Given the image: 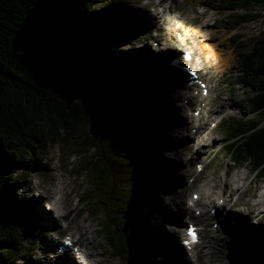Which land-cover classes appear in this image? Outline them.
Returning a JSON list of instances; mask_svg holds the SVG:
<instances>
[{
  "label": "trees",
  "instance_id": "trees-1",
  "mask_svg": "<svg viewBox=\"0 0 264 264\" xmlns=\"http://www.w3.org/2000/svg\"><path fill=\"white\" fill-rule=\"evenodd\" d=\"M210 1L239 22L260 18L253 8H264V0ZM96 3L107 0H0V264H15L41 231L21 217L26 202L15 188L19 182L32 188L30 174L54 146L63 158L79 157L76 171L89 179L79 199L94 213L105 210L101 227L111 252L126 261L154 256L149 247L129 248L128 238L138 231L130 226L137 221L120 217L143 202L135 190L152 180L137 167L157 131L150 134L142 125L147 111L134 98L151 83L136 78L141 72L126 56L109 68L106 47L98 52V43L115 45L119 36L116 25L94 12ZM238 9L248 11L235 15ZM95 21L100 25L93 27ZM237 62L233 84L250 89V109L261 118H231L224 148L235 167L249 164L264 180V32L252 50L237 53Z\"/></svg>",
  "mask_w": 264,
  "mask_h": 264
},
{
  "label": "rangeland",
  "instance_id": "rangeland-1",
  "mask_svg": "<svg viewBox=\"0 0 264 264\" xmlns=\"http://www.w3.org/2000/svg\"><path fill=\"white\" fill-rule=\"evenodd\" d=\"M147 1H149V4L145 5ZM130 5H132L133 9L135 10H145L150 12L154 10V13H157L158 23H161L162 25L161 33L167 31L166 29L168 28V24L170 26H173L175 24L178 27L177 30L180 31L182 35H184L185 32L190 33V35L186 36V40L184 42H178L174 46H172L174 47L173 51L177 52L176 54L183 62L182 51L186 48L190 49L194 57V66L199 69L204 79L209 84V98L210 100H214V103L212 102L213 108L221 105V98L224 102L223 113L218 117H215L216 119L214 118V121L211 119L207 120V129H210L213 134L209 137L208 143L210 146L205 145V151L201 149L202 152L200 150L198 152L199 157L197 158V161H202V158L204 157V162L202 163L203 170L200 173L195 172L196 175L193 173L194 175L181 177V175L177 174V171L184 170L185 168H188L192 165L194 167V165L196 164L195 160L191 161L193 163L187 161V157L192 156V154H187L189 152V149L192 150L191 144L193 142H196L194 141V138L190 139V144L187 148V146L184 145L185 143L181 140L182 137H184L183 133L172 130L169 124H167V120L163 116L162 111L156 110V108H158L157 106L160 103L168 104L171 102V91H166L163 85V82H166V77L164 76V78L162 79V89H159L158 83L154 81L151 82L149 77L145 78L146 76L143 74L139 76L140 80H149V83H151V85L148 88H145V90H139L138 93L134 95V98L138 103V107L143 108V110L147 111V117L145 121L142 122V125L148 128L147 130L150 134L152 130H154L153 128H155L157 131V139L151 141L150 149L144 156L143 161L139 163L137 170L145 176L150 175L152 180L147 182L143 181L137 186L135 190L143 197V202L137 205L129 206L127 209L123 210L125 211L124 213L123 211L120 213V217L128 216L130 214L129 217L125 218L127 222H129L131 219L138 220L136 223H134V225L130 226L132 230L136 228L138 229V231L134 234H131V236L128 238L129 248L132 250H140L145 246L150 247L154 252L153 261L147 262L148 260H145V263L143 262L141 264H155L154 262L158 260V247L155 245L153 246V244H151L146 239L145 229L147 231V234L149 231V228H146L148 227L147 220L143 217H140L139 215H141L142 208L147 206V202L154 204L155 201L158 200V197L161 195V193L171 191L168 189H162L160 187V181L165 179L173 180L172 185L174 192L172 195L177 196L176 200L179 207L184 206L185 203L191 198L192 192L197 190L202 183V185H204L205 181L213 180L211 181V183L217 186V191L219 190V188H224V178L226 173H228V176L234 178V180L235 178H240V180L238 181L235 180L238 185H249L246 195L242 196L243 198L239 200L240 202L252 204L256 201L255 198H257L259 194L264 192V180H258L254 176L249 164H242L235 167L232 161H230L227 150L224 148L225 138L227 136V128L231 118L234 117L237 119L247 120H257L261 118L259 114L253 113L250 109L249 103L247 101V98L251 96L250 89L246 88L242 84H233V82H235L236 76L240 75L237 62V53H246L252 50L255 40L259 38L264 32V8H253V12L261 13L262 16L260 18L248 22H239V20H237L236 18H230L228 16L230 11L215 8L210 0H107V3L105 4L96 3L92 6H94V12H98L102 20H107L105 16L108 15L110 17L111 14L113 15L112 12L115 11L117 15L116 21H118L116 22V24L118 23L117 25H119V22H122V20L128 22L129 19L126 17V14L128 13L125 9L127 7L130 8ZM247 11V9H238L233 13H235V15H239L244 14ZM202 12L204 13L202 14ZM52 14L55 15L56 11L52 12ZM205 18H207V25L201 27L202 30H198V33L196 31H193L197 27L196 25L201 24V21ZM134 19L136 20V18ZM145 20L147 21V25H149L148 20ZM93 24V27H95L97 24L98 26L100 25L96 21ZM130 24L132 29L135 28L132 23ZM115 33L116 36H119V43L115 45H100L98 41L94 42V45H97L98 43V52L106 51L104 53V57L107 58L109 68L114 67L116 60L122 55L126 56L127 62L131 64L133 63L132 60L129 61L130 58L135 59L137 57L136 62L134 63V67H136L137 70L143 67L145 73L150 75L149 63L148 65H146L147 67L143 65L147 63L144 62L145 52L150 53L154 58L159 57L157 56V54H152L151 51L154 50L150 46L152 40L156 37L155 34L160 32L156 31L155 28L149 30V32L147 33V42L142 41V43H146L142 44L144 50H142V48L140 47H136V45L134 44L135 40L132 35L126 34L127 41L129 40V42H126V38H122V35H120L124 33L123 29L120 28L119 31H116ZM195 33L197 34L195 35ZM164 35L165 34H162L160 35V37H156L154 40H156V42L162 43L160 38H163ZM235 36L238 37L237 40H233ZM207 43L208 45H213L216 51L222 53L224 52L223 56H229V63L224 65V68L218 67L215 64V60L212 58V56L209 53L207 54L205 48ZM159 46L163 45L159 44ZM171 55H173V53L170 51V58L167 56L168 60H171ZM81 56L83 58H86L84 54H82ZM129 76H133V73ZM182 79L184 80V75L182 76ZM184 86L185 85H183V88ZM183 88L177 89V91H180L183 94L188 93L187 89ZM182 99L183 98L181 96L180 98L177 97V99L174 100L175 107L181 106L182 103L184 104ZM150 100L152 101L151 104H149ZM192 101V107H186V105H184V109L182 108L179 110L183 116L187 114V110L189 108H196V103L199 101L198 97L193 96ZM232 102H237V104H233ZM149 112H151L150 115ZM191 112L192 111H190L189 113ZM156 116L158 119L155 122L154 120ZM212 124L215 125L213 126ZM190 126V124L186 125V127L189 128ZM158 135H160V137H158ZM190 136L192 135L190 134ZM159 139L165 140L163 144L164 147H161L164 149L161 152V155L158 152V155L154 157V146L157 145ZM166 140L169 141L166 142ZM176 149L180 150L179 154H174V150ZM59 151L60 150L57 146L51 147L49 155L46 157V159L40 161L41 165H39L38 169L30 174V182L33 185L32 188H29L30 186H27V184H25L24 182H19V184L15 188L16 193L20 192L24 194V202H26V211L21 212L22 218L25 217L27 220L35 222L41 228V231L38 235L34 236L33 239L26 242V245L28 246L27 250L19 255V260L16 261L15 264H37V262L39 261L41 264H48L45 263V259L40 254H42V250L44 249L43 246H50L52 239H56L55 236H53V231H55L58 223L55 220V225L48 227L42 224L43 222H41V219L51 217V219L53 220L52 216L54 215V213L48 212L46 206L43 205L42 201L46 195L54 194L53 188L57 183L61 181L66 185V191H70V194L68 195V199L70 202H68V205L70 210L64 209V211L68 213L70 229L64 231L63 233H71L73 235L79 236L82 240L86 239L89 236V239L86 240L89 244L94 245L92 249L97 251L96 249L102 247L105 251L101 257H96V259L103 260V264H128V261H126L123 256L113 254L108 246L104 231L101 227L106 220L105 210L100 209L98 210V212L94 213V208L91 205L82 204L80 202V199L78 200V198L81 197L83 191L89 187L88 176H86L85 173H78L76 171V165L78 164L77 162L79 160V157L77 155H68L70 157L66 159L65 157L63 158V156L60 155ZM206 151L208 153H205ZM151 158L152 160L154 159V165H152ZM164 158L173 161L175 163V166L173 168H167L164 171H158L157 169H155V160H157L159 163V161H162V159ZM182 161L183 163L181 164ZM185 184L191 185L186 189V191L182 190ZM40 191H42L43 196L41 198H36L38 197L37 193ZM201 202L202 200L198 201L196 204L199 208H201L202 206ZM31 203H35L37 205V208H39L41 211L40 214L32 215V212L29 210L31 207ZM162 206H165L167 210V216L165 215V217L160 220V227L162 228V231L165 232V230L167 231L168 227H166L165 222H167L166 219H168V217L170 216V207L164 204H162ZM194 209L195 207H192L189 210L190 214L193 213ZM207 210L208 209H206V211ZM251 211H253V216L250 217L245 214L248 219L246 217L240 218L248 222L246 223L245 232L247 229L248 231L252 230L253 233H255L256 237L253 239L252 236V238H250L248 241L250 245L254 244L255 246L253 252L251 253V251L249 252L247 250H244L247 248V245L242 241V238H239V234L235 229H230V231L227 230L218 234L211 233L207 234L203 239V243L198 245V249L200 251L198 255L199 264H264V259L262 258V256L264 257V208L263 210L251 209ZM15 214L16 216H20V213L18 212ZM252 217H260L262 222L259 221V223H255L251 220ZM167 232L166 234H169V232ZM246 234L248 235L249 232H246ZM232 236L237 238L238 244L237 246H235L236 248H233L232 253L229 252L228 254H226L224 251H222L223 253H216L217 255L214 257L212 253L217 251L221 243L225 242V240L228 243H232ZM140 237L142 238L141 241L138 240ZM175 239L174 244L177 247L175 250V256L177 257V260L174 259V261L176 262V264H180V262L182 264H191L188 262L185 255L182 254L183 249L178 245V238ZM209 244H211V248L208 250L207 246ZM240 244L242 245V248L245 247L244 249H242V251L241 248H238ZM170 247L172 249H175L172 246ZM236 249H239V251H237ZM208 251L212 252L209 259L206 257V253ZM257 252L259 254L261 253V256ZM236 253H239L240 255ZM226 255L230 256L232 262L229 261V257H227ZM159 258L162 259V257ZM241 261L243 263H240Z\"/></svg>",
  "mask_w": 264,
  "mask_h": 264
},
{
  "label": "bare ground",
  "instance_id": "bare-ground-1",
  "mask_svg": "<svg viewBox=\"0 0 264 264\" xmlns=\"http://www.w3.org/2000/svg\"><path fill=\"white\" fill-rule=\"evenodd\" d=\"M128 11H129L128 17H130L129 22L132 23L135 26V28L133 30H132L131 24L129 22H127V21L122 20V22H119V25H117L118 23L116 24V22H118V21H116L117 20V15H116L115 11L112 12L113 15L111 14L110 17L108 15L105 16L107 18V20L105 19V21H107L110 24L116 25V31H119L120 28L123 29L125 34L122 33L124 36L122 34L121 35H122V38H126V42H129V40L127 41V37H126L127 32H129V34H130L132 31L136 32L139 29H140V33L142 34L141 41H144V33L148 29L146 27V24L144 23L145 19L148 20V22H149V24H150V26L152 28H155L156 31L160 32V33L156 34V37H160V35L165 34V38H160V39L163 40L162 44H164V46L167 45L168 47L165 48V49L161 48V49H159L158 52L155 51V48H153L154 51H151L152 54H154V55L157 54V56H159V57L154 58L150 53L145 52V60H144V62H147V63L143 64V65L146 66L149 63L150 75L145 73V70H144L143 67L141 69H138V71H140L143 75H145L146 76L145 78L149 77L151 82L154 81V82L158 83L159 89H162L161 87L164 85V89L166 91L167 90L171 91V102L170 103L167 102L168 104L160 103L157 106L158 108H156V110H161L162 111L163 116L167 120V124H169V126L171 127L172 130H174L176 125H179V124H182V123L183 124L185 123V125H188V124L191 123V124H193V125H191V128H197L198 134L192 135V136L189 135L188 137H185V139L184 138L181 139L182 142L185 143L184 145L187 146V148H188V146L190 144V139H192V138L195 139L196 144H197V148H196L195 151H192L191 149H189L188 153L192 154V158L196 157L195 158L196 164L194 165V167L192 165V166H190L188 168H185L184 170L177 171V174L181 175V177L182 176L188 177L190 175H194L195 172L200 173L203 170L202 163L204 162V160H203L204 157L202 158V161H197V158L199 157L198 152H199V150L201 152H202V150L205 151V148H206L205 145L206 146H210L208 141H209V137L213 134L210 129H207V120L211 119V120L214 121L215 117H218L220 114L223 113V110H224L223 109L224 108L223 99L221 98V105H218L215 108H213V104H212V102L214 103V100H210L209 97L202 98L200 100V102L197 104L196 108H194V109H190L189 108L187 110V112H189V111L194 112L195 110H201V112H199V114H201V115L197 117L198 120H196V118H194V116H189V113H187L186 115L183 116L180 113L179 110L182 109V108L184 109V107H181V108H180V106L175 107L174 100H176L177 97L180 98L182 96V98H183L182 100L189 98L191 100V102H193L192 99H191L192 96H189L186 93L183 94L180 91H177V89L182 88L181 87L182 86L181 83L183 81L182 73H181V71L178 72L179 68H178V65L174 62V60H168L167 56L169 57L170 51L173 52L176 55L177 52L176 51H172V45H174L175 43H178V42H184L186 40V36L190 35V33H187V32L184 31L185 32L184 35H181V38L179 40L177 38V36H176L177 32L174 31L173 28L170 27L169 24L167 25L168 26V29H167L168 31H166L164 33L163 32L161 33V31H162L161 30V26L162 25H161V23H158L157 13H154V12L151 13V12L142 11V13H138V16H139V18H138L137 14L134 15V14H132V12H130V10H128ZM134 18H136V20ZM206 21H207V18L203 19L201 21V24L196 25L197 26V27L195 26L196 28L194 27L195 29L193 31H196V32L198 30L201 31L202 30L201 27L207 25ZM173 33H174V36H173ZM197 33H195V35ZM205 48H206L207 54L209 53L212 56V58L215 60V64L218 67H223L224 68V65L229 63V56H223L224 52L222 53V52L216 51L214 49L213 45H208V43H207ZM142 50H144V49H142ZM162 51H163V53H160ZM136 58L135 59H131L130 58V60H129V61L132 60L133 66H134V63L136 62ZM193 61H194V59L192 57L191 62H193ZM172 63H174V64H172ZM164 76L166 77L165 78L166 82L165 83L163 82V85H162L161 83H162V79L164 78ZM136 78L140 79L138 76ZM185 82H187V80H185ZM209 92H210V89H209ZM164 102H166V101H164ZM232 103L233 104H237V102H232ZM212 128H214V127H212ZM158 137H160V136H158ZM151 139L154 140V139H157V138L156 137L153 138V136H151ZM167 141H169V140H166V142ZM164 142H165V140H163V139H159L158 140L157 145L154 146L155 147V151L153 153L154 157L156 155H158V152H159L160 155L162 154L161 152L163 151L164 148H161V147L163 146ZM192 147L193 146L191 144V148ZM207 151L205 153H208ZM179 153H180V150H174V154H179ZM153 161H154V159L152 160V158H151L152 165H154ZM182 163H183V161L181 162V164ZM198 164L200 166H197ZM174 166H175V163L173 161L169 160V159H166V158L162 159V161H159V163H158L157 160H155V169H157L158 171L159 170L160 171H164L165 169L173 168ZM235 180L238 181V180H240V178L239 179L235 178ZM235 180L231 176H228V173H226L225 178H224V186H225L224 188H222V189L219 188V190L217 191L216 190L217 186L215 184L211 183V181H213V180H210V181H205L204 185H202L203 184L202 183L201 186H199V188L197 190L192 192V194L193 193H198L200 195V199H202V202H201L202 204L206 205V204L210 203L211 205L209 206L208 210L210 208H213L214 205L218 202L219 199H223V203L227 207H229V209L233 208L234 207L233 205L241 204L242 206H245L250 211H251V209H254V210L255 209L261 210L262 209L263 210V208H264V192L259 194L257 196V198H255L256 201L254 203H252V204L245 203V202H240L239 200H241L243 198L242 196L246 195L247 190L249 188L248 187L249 185H246V186H244L245 184L244 185H242V184L238 185ZM172 183H173L172 179H165V180L160 181V187L163 188L164 190L168 189V190H173L174 191ZM190 186L191 185H189V184L188 185L185 184L184 188L182 190L186 191V189L189 188ZM55 187H56V189L59 192V196L57 198V201L59 203V207H61L62 209L70 210L69 209V205H68L70 203L69 199H68V195L70 194V191H66V188H65L66 185L62 181L57 183ZM204 199L207 202H203ZM70 201H71V199H70ZM236 202H240V203H236ZM196 203H197V201H196ZM162 204H164V202H163V200H162V198L160 196L158 197V200L155 201L154 204H152L150 202H147V206L142 208L141 215H139V216L143 217L144 219L147 220V226L148 227H146V228L147 229L149 228V231H148V234H147V231L145 229V237H146V239L151 244H153V246L155 245V246L158 247V251H159L158 252L159 253L158 256L162 257V259L159 258L154 263L155 264H176V262L174 261V259L177 260V257L175 256L176 255L175 254L176 248L172 249L170 247L174 243V238H173L174 236H170L169 234H166L167 231L166 230H165V232L162 231V228L160 227V220L162 218H164L165 215L167 216L166 207L162 206ZM30 206L31 207H30L29 210L32 212V215L41 213L40 209L37 208V205L35 203H31ZM206 207H208V205H206ZM185 209L186 210L188 209V211H189L190 207H185ZM196 209H199V207L196 206V208L194 210H196ZM251 212H253V211H251ZM69 213H70V211H69ZM187 213H189V212H187ZM239 213H242L244 215V212H242V211L239 212ZM239 213L231 212V214H235V215H239L240 216ZM44 214H45V212H44ZM41 222H43L42 224L44 226L46 225L47 227L54 225V221L51 219V217L50 218L41 219ZM246 223H248V222L247 221H243V222H241L242 225H241L240 228L231 227V229H235L238 232V234H239V238H242V241L247 245L246 249H244L245 247L242 248L241 244H240V246L238 248L239 249L241 248V251H242V249H244V250H247L249 252L251 251V253H252L253 249H255V246H254V244L250 245L248 243V241H249L250 238H252V236H253V239L256 236H255V233H253L252 230L248 231L246 229V232H249L248 235L246 234V232H245ZM89 226H90V223H89ZM163 226H164V224H163ZM86 239H89V236ZM86 239H83V242H84L85 246L90 250L89 256L93 259V264H103V260L96 259V257H101L103 255V253L105 252L103 250V248L99 247L98 249H96L97 251H95L94 249H92V247L94 245L89 244ZM141 239L142 238L140 237L138 240L141 241ZM232 239H233L232 243H228V242H226V240H225V242L221 243L216 252L212 253L211 251H208L206 253V257L209 259V257L211 256V253L215 257L217 255L216 253H223L222 251H224L226 254H228L229 252L232 253L233 248H236L235 246L238 245L237 244V238L232 236ZM170 242H171V245H170ZM147 247L148 246H145L144 248H147ZM41 248H42V246H41ZM210 248H211V244H209L207 246L208 250ZM239 249H236V250L239 251ZM150 250H151V248H150ZM152 253H154V252L152 251ZM236 254H239V253H236ZM227 257H229L228 258L229 261L232 262L231 261L232 259H230V256L228 255ZM41 259H43V258H41ZM153 259L151 261L148 260L147 262H152ZM140 260H141V263L144 262V259L140 258ZM66 263H68V261ZM240 263H243V262L241 261ZM37 264H41L40 261L37 262ZM180 264H182V263L180 262Z\"/></svg>",
  "mask_w": 264,
  "mask_h": 264
},
{
  "label": "water",
  "instance_id": "water-1",
  "mask_svg": "<svg viewBox=\"0 0 264 264\" xmlns=\"http://www.w3.org/2000/svg\"><path fill=\"white\" fill-rule=\"evenodd\" d=\"M20 217V216H19ZM22 217V216H21ZM128 264H141L140 259L135 257V256H131L128 259Z\"/></svg>",
  "mask_w": 264,
  "mask_h": 264
}]
</instances>
